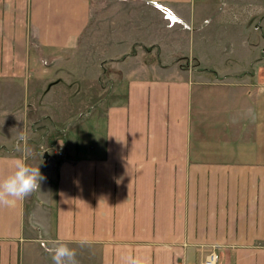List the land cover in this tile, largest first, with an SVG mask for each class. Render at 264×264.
I'll return each instance as SVG.
<instances>
[{
    "label": "crops",
    "instance_id": "1",
    "mask_svg": "<svg viewBox=\"0 0 264 264\" xmlns=\"http://www.w3.org/2000/svg\"><path fill=\"white\" fill-rule=\"evenodd\" d=\"M84 30L97 74L61 72ZM180 43L186 61L162 59ZM263 46L264 0H0V180L32 164L30 138L63 141L56 171L0 203V264H55V241L78 264H264ZM85 111L90 158L64 138Z\"/></svg>",
    "mask_w": 264,
    "mask_h": 264
},
{
    "label": "rangeland",
    "instance_id": "2",
    "mask_svg": "<svg viewBox=\"0 0 264 264\" xmlns=\"http://www.w3.org/2000/svg\"><path fill=\"white\" fill-rule=\"evenodd\" d=\"M250 2L251 3H254V2L258 3V0H250ZM252 7L253 6H251V8ZM252 9H254V8H252ZM257 23H259L261 25V22H259V21L249 22L251 35L253 33L252 30H253L255 24H257ZM224 39H225V41L226 40H230V38L228 36L225 37ZM225 41H223V42H225ZM250 41H252V38H250ZM77 46H78L77 52L72 54L70 60H66V59L60 60V62H61L60 63V67L62 68L61 72H63L64 69H67V70L71 69L72 71L77 72L76 69L73 66L74 63L77 64L78 70H83L84 66H83L82 63L85 62V66H87L89 64H90V67H91V65L93 66L92 75H91V77H93L94 75L97 74V68H98L97 65H98V61L100 59H99L98 55H89V54H87L89 51H88L87 48L85 49V30L81 34V36H80V38L78 40ZM121 47L124 49L126 46H121ZM257 47H259V46H257ZM178 49H181V51L183 50V52L185 50V53L178 52V53L173 54V55H171L170 53L169 54H165V55L162 56V59L163 60H167L169 58V61H171L173 59V56H175V58L180 57V56H185V57H182V60L186 61L187 60V56H188V53L186 52L187 47H185L184 45H182V43H180L178 45ZM85 51H86V53H85ZM147 57L151 59V58L156 57V54L154 53L153 55H146L145 58H147ZM70 61H74V62L70 63ZM203 63H204V61H203ZM206 64H207V61H205L204 65H206ZM206 66H208V65H206ZM208 67L211 69L210 66H208ZM205 71H207V69H205ZM168 72L169 71H166V73H168ZM171 72L174 75L175 71L172 70ZM207 72H209V71H207ZM149 73H152V74H155V75L158 74L157 71H155V70L154 71L150 70ZM61 76H63V75H61ZM108 90L109 89L105 90V94H102V96H104L105 98H107V95L109 94V92H107ZM106 100L107 99H105L104 102ZM7 104H11V102L4 96V94L0 93V111L6 110L7 107H8ZM95 107H98V105L96 104ZM76 116L73 119H75ZM94 118L95 117H88L87 116V111H85V118L82 119V120L85 121V124H84V126H85V135L82 134V132H81L82 128H80L78 133L70 132L64 137L65 140H66V144L69 145V147L70 146H74L75 144H81L82 141H85L84 143H82V144L85 145V149L84 150L77 149L75 146L73 148H75L77 150H71L72 152H74L76 154L77 153L81 154V152L84 153L85 154L84 155L85 158H90V155L96 153V150H92L90 148H86L87 144H89V142L91 140L94 141V142L97 140V133H98L97 121ZM95 122H96V127L93 126L95 124ZM67 123H68V120L66 121V124H65L67 126L66 130L68 131V130H70L68 128L70 126V124L69 123L67 124ZM82 123H83V121H82ZM71 127L73 128V126H71ZM2 132L4 134H8L10 131L9 130H5V131H2ZM53 139H54V134L51 135L47 141H45V145H43V146H45L47 148L40 147V145L43 143V141L41 142L40 137H38L36 135L34 137V140H32V138H30L27 141L28 144L30 145L29 150H28L29 151V157H28L29 161L32 164H34L35 166L39 165L40 171L43 172V173L56 171L57 167H58V162L55 160L56 156L54 154V151H56V146H55V143H53V141H54ZM44 150H47L49 155H50V158L47 161V163L43 162L44 160H43V157H42V152ZM216 257H218V254H217Z\"/></svg>",
    "mask_w": 264,
    "mask_h": 264
},
{
    "label": "clouds",
    "instance_id": "3",
    "mask_svg": "<svg viewBox=\"0 0 264 264\" xmlns=\"http://www.w3.org/2000/svg\"><path fill=\"white\" fill-rule=\"evenodd\" d=\"M44 179L39 165L34 166L22 157L15 159L14 170L0 180V203L12 205L16 198H23L36 189ZM86 241H81L85 243ZM55 264H78L76 250L65 242L55 241L48 248ZM131 264H139L136 258H129Z\"/></svg>",
    "mask_w": 264,
    "mask_h": 264
},
{
    "label": "built area",
    "instance_id": "4",
    "mask_svg": "<svg viewBox=\"0 0 264 264\" xmlns=\"http://www.w3.org/2000/svg\"><path fill=\"white\" fill-rule=\"evenodd\" d=\"M57 156H61L63 153V141L61 139H57L55 142ZM217 255L214 252H210L207 256H205L204 260L199 264H215Z\"/></svg>",
    "mask_w": 264,
    "mask_h": 264
},
{
    "label": "water",
    "instance_id": "5",
    "mask_svg": "<svg viewBox=\"0 0 264 264\" xmlns=\"http://www.w3.org/2000/svg\"><path fill=\"white\" fill-rule=\"evenodd\" d=\"M42 157H43V159H44V163H45V162L47 161L48 157H49V154L47 153L46 150L43 151V153H42Z\"/></svg>",
    "mask_w": 264,
    "mask_h": 264
}]
</instances>
